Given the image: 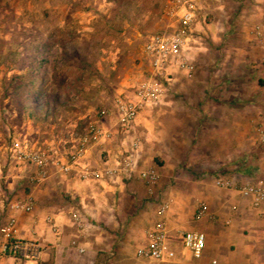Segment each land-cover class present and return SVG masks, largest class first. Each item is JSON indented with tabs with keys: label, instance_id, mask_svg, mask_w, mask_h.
Segmentation results:
<instances>
[{
	"label": "crops",
	"instance_id": "crops-1",
	"mask_svg": "<svg viewBox=\"0 0 264 264\" xmlns=\"http://www.w3.org/2000/svg\"><path fill=\"white\" fill-rule=\"evenodd\" d=\"M233 1L207 2L200 8L199 22L193 28L195 41L187 55L193 73L187 76L174 70L166 98L156 108L143 109L127 137L116 133L113 115L106 116L101 125L113 132L111 140L90 146L68 175L50 170L45 179L36 182L35 168L14 163L0 145V230L13 217V238L35 248L30 255H5L0 264H264V205L253 208L249 199L236 192L215 188L210 173L232 167L233 155L246 154L251 139L244 84L231 79L225 65L223 44L239 40L226 34V12ZM250 3L245 8V23L237 18L232 24L241 28L247 22V35L253 39L252 29L264 28L260 24L264 0ZM161 21L166 22L164 28L168 26L163 16ZM129 85L114 98L133 99L134 88ZM114 98L100 110L111 112ZM0 102L4 105L0 103V141L4 131L23 139L37 133L23 135L15 128H5L9 111L6 100ZM252 137L255 140L254 132ZM134 139L140 142L136 170L153 169L160 176L151 194L137 175L98 182L78 177L84 166L98 170L122 161ZM31 140L39 147L55 144L64 158L70 153L71 145L60 146L59 140ZM163 201L169 208L159 218L156 209ZM14 202H30L31 211H10ZM199 203L208 212L197 220ZM73 212L83 217L85 230L73 223ZM160 220L175 258L167 262L138 260L136 250L147 244V232ZM185 233L204 235L200 260H193L183 250L179 240ZM5 243L0 233V252Z\"/></svg>",
	"mask_w": 264,
	"mask_h": 264
},
{
	"label": "rangeland",
	"instance_id": "rangeland-1",
	"mask_svg": "<svg viewBox=\"0 0 264 264\" xmlns=\"http://www.w3.org/2000/svg\"><path fill=\"white\" fill-rule=\"evenodd\" d=\"M165 2L0 0V100H6L9 111L4 127L15 128L23 135L37 132L23 139L4 131L0 145L7 150L12 138L30 143L35 137L39 143L59 140L60 146L68 148L119 89L128 84L134 88L149 76L142 48L147 36L164 30L166 22L161 20ZM233 2L226 12V34L231 40H239L223 44L225 65L231 79L244 84L245 118L251 139L246 154L233 155L232 167L210 173L213 178L228 177L238 184L257 183L264 181V146L258 144L256 136L253 140L252 132L264 114V82L260 76L264 44L247 35V22L241 28L232 24L237 18L245 23V8L252 0ZM260 24L264 25V20ZM35 68V88L38 93L46 90L50 113L44 118V107L36 118L27 112L18 117L25 100L17 98L24 88L14 91L13 86L17 78L28 83V74ZM15 103L19 105L15 107ZM47 149L59 153L55 144Z\"/></svg>",
	"mask_w": 264,
	"mask_h": 264
},
{
	"label": "built area",
	"instance_id": "built-area-1",
	"mask_svg": "<svg viewBox=\"0 0 264 264\" xmlns=\"http://www.w3.org/2000/svg\"><path fill=\"white\" fill-rule=\"evenodd\" d=\"M207 2L218 0H166L162 10V16L168 21L164 30L146 37L142 48V54L146 60L150 74L134 87L133 99H125L118 96L112 101L111 112L102 109L91 120L84 131L72 141L70 153L62 157L55 149L34 148L27 141H19L12 138L7 148V154L11 161L17 164L35 168L34 181L38 182L48 176L52 170L62 175H68L73 168L79 165L87 149L104 140H111L113 132L104 129L101 121L108 115L115 118V131L121 137H127L131 132L136 117L145 108H156L166 98L169 82L174 70L183 72L187 76L193 73V66L189 63L188 52L195 41L193 28L199 22V10ZM252 36L264 44V30L255 26L251 31ZM261 80L264 82V60L260 69ZM254 134L259 145L264 146V114L254 124ZM140 142L134 139L130 144L129 152L122 161L113 167L94 170L88 166L78 170V177L82 181H106L118 176L131 178L134 175L146 185L148 193L159 182V174L153 169L136 170V153ZM213 186L220 190L234 191L243 199H249L253 208L264 205V181L257 183L238 184L228 177H216ZM12 212L29 213L30 202H14L9 206ZM169 204L165 201L157 205L156 215L161 218L167 212ZM207 206L199 203L195 218L200 220L207 216ZM71 218L76 227L85 230L83 217L78 212H73ZM16 221L10 217L0 230L6 243L1 247L0 259L9 255L20 257L34 252L32 243H25L13 238ZM147 244L136 250L138 260L147 262H167L175 258L174 252L169 247L168 236L164 223L160 220L155 227L146 234ZM183 250L187 251L195 261L200 260L205 248V238L200 233H185L180 237ZM83 254V250L78 251ZM214 264V263H213Z\"/></svg>",
	"mask_w": 264,
	"mask_h": 264
},
{
	"label": "trees",
	"instance_id": "trees-1",
	"mask_svg": "<svg viewBox=\"0 0 264 264\" xmlns=\"http://www.w3.org/2000/svg\"><path fill=\"white\" fill-rule=\"evenodd\" d=\"M40 66L37 65V67ZM37 71V68L33 69V71L29 72L28 74V83L22 80L23 78H17V84L13 86L14 91H19L20 88H24V91L20 94V96L17 98L18 101L25 100V104L20 107V113L18 114V117H20V114H23V112H27L29 116L37 115L42 112L43 108L46 107V114L44 118L49 115L50 111L48 108V104L46 102L47 99V92L46 90H42L41 92H37V89L35 88V83L37 81V78L32 77L33 73ZM15 107H17L19 104L15 103L13 104ZM36 118V116H35Z\"/></svg>",
	"mask_w": 264,
	"mask_h": 264
}]
</instances>
